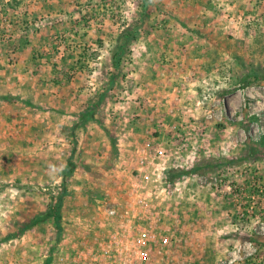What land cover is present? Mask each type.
Here are the masks:
<instances>
[{"label": "rangeland", "instance_id": "374dc122", "mask_svg": "<svg viewBox=\"0 0 264 264\" xmlns=\"http://www.w3.org/2000/svg\"><path fill=\"white\" fill-rule=\"evenodd\" d=\"M50 258L264 264V0H0V264Z\"/></svg>", "mask_w": 264, "mask_h": 264}, {"label": "trees", "instance_id": "16d2710c", "mask_svg": "<svg viewBox=\"0 0 264 264\" xmlns=\"http://www.w3.org/2000/svg\"><path fill=\"white\" fill-rule=\"evenodd\" d=\"M144 1L146 2L147 0H144ZM138 34H139L138 31L135 32L131 37H128L129 40L137 39ZM122 54H124L123 47H121L120 54L118 56H116L114 59V66L115 67L119 66ZM6 100L11 101L14 99H13V97L9 96L6 98ZM91 118H92V111L89 110L88 112H86L85 114H83L81 116L80 122L74 125V130L78 129V128L84 129L86 127L88 121L91 120ZM75 143H76V139L74 138V144ZM75 153H76V148H74L72 150V154L70 156L69 162H68L65 170L62 173L63 179H66L67 177L73 175L75 170H76L75 164L73 163ZM184 174L188 175L189 172H184ZM67 193H68V191L65 190L64 193L59 197L58 202L53 209L49 208L48 211L42 212V213L38 214L37 216H35L28 225H25L20 230V232L15 234L14 236L18 237L21 234H24L25 232L32 230L35 226L39 225L40 223L44 222L45 220H47L49 218H53L55 221L57 236H58V238H60L62 235V232H63V228L61 225V220H62V213L61 212H62V208H63L64 198H65V196H67L66 195ZM50 263H51V258L48 260V264H50Z\"/></svg>", "mask_w": 264, "mask_h": 264}, {"label": "built area", "instance_id": "2783aa9c", "mask_svg": "<svg viewBox=\"0 0 264 264\" xmlns=\"http://www.w3.org/2000/svg\"><path fill=\"white\" fill-rule=\"evenodd\" d=\"M140 264H143V263H140Z\"/></svg>", "mask_w": 264, "mask_h": 264}]
</instances>
